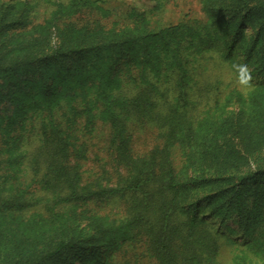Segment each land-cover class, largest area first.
Returning <instances> with one entry per match:
<instances>
[{
	"label": "rangeland",
	"instance_id": "obj_1",
	"mask_svg": "<svg viewBox=\"0 0 264 264\" xmlns=\"http://www.w3.org/2000/svg\"><path fill=\"white\" fill-rule=\"evenodd\" d=\"M257 1L261 0H0L2 21L17 22L10 27L17 35L6 46L21 50L20 57L29 53L40 57L36 53L40 47L42 52L75 48L90 36L98 41L121 39L128 34L180 25L181 31L169 38L181 46L189 72L190 103L184 111L189 112L195 133L171 149V160L179 184L176 199L191 207L190 214L196 205L197 219L210 224L221 236L217 256L206 264H264V205L253 209V202H249V224L235 215L213 216L204 197L218 190L215 182L196 190L187 185L198 177V166L205 165L204 160L212 156L215 147L222 150L221 156L231 148L242 171L264 167V81L253 73L259 66L260 46L253 38L261 20L241 10L246 12L245 24L234 34L228 28L231 17L224 16V35L215 30L202 11L207 3L230 10L252 6ZM69 4H76L78 12L69 11ZM81 29L85 31L80 32ZM116 64L103 75H80L46 100L35 96L36 102L31 101L32 94L39 93V78L35 79L34 72L20 73L14 84L11 77L0 81V85H5L0 90L2 96L10 91V97L16 96L15 102L8 100L13 104L8 118L0 119V182L10 190L16 185L18 194L25 197L19 201L23 206L30 204L24 209L16 207L18 202L8 206L12 204L11 191L0 190V264H155L127 218L131 197L90 199L80 189L118 186L119 170L109 147L110 124L101 119V101L104 97L120 96L119 108L123 109L124 100L140 88L143 73L126 60ZM129 69L130 73H126ZM155 72L158 75H150L152 86L161 91L162 66H156ZM103 76L100 86L98 79ZM205 83L210 95L201 105L196 100L197 89ZM169 95L168 100L172 101L174 93ZM155 99L159 104L164 101L158 92ZM3 103L5 98L0 99V108ZM50 120L60 124L61 148L80 180V190L66 191L62 203L52 192L57 188L45 189L44 178L31 172L25 156L41 139L39 124ZM127 132L134 158L145 157L161 145L158 134L162 131L150 119L131 121ZM50 133L53 131L49 130L48 136ZM212 166L205 175L210 171L216 176L217 169ZM60 236L80 243V248L68 257L44 261Z\"/></svg>",
	"mask_w": 264,
	"mask_h": 264
},
{
	"label": "trees",
	"instance_id": "obj_2",
	"mask_svg": "<svg viewBox=\"0 0 264 264\" xmlns=\"http://www.w3.org/2000/svg\"><path fill=\"white\" fill-rule=\"evenodd\" d=\"M69 6V11L78 12L76 4ZM241 10H247L261 20L253 38L260 44L257 50L259 66L253 73L264 81V0L257 1L252 6L230 8V10L208 3L202 7L208 20L215 25V30H219L224 35L226 34L222 26L224 16L231 17L232 21L228 28L234 31V34L241 26L243 27L246 12ZM2 20L0 17V81L11 77L10 82L14 84L13 80L20 73L34 72L35 79L39 78L36 82L39 93L32 94L31 101H35V96H41L40 100L56 96L58 88H64L65 84L82 74L90 75L98 72L103 75L104 71L112 69L113 63L119 64L126 60L135 68L141 69L142 84L137 93L124 100L123 109L119 108L117 98L120 96L104 97L101 101L103 109L101 119L110 124L109 147L114 154L115 167L119 170L118 186L97 189L86 186L80 189L85 191V198L90 199L129 195L132 203L126 208L127 218L143 239L146 250L155 264H206V261L217 256L221 236L210 224L197 219L194 215L196 205L192 206L193 214H190L191 207L181 205L176 199L179 193L176 186L179 184L173 169L171 149L182 145L184 140H188L195 133L189 112L184 111L190 103L187 95L189 72L186 70L181 46L174 44L169 38L181 31L180 25L168 26L157 31H144L139 35L128 34L121 39L106 38L98 41L94 36H90L79 41L75 48H55L42 52L40 47L36 49L40 57L31 53L20 57L21 50H11L6 46L17 35L10 28L17 22L5 23ZM83 31L85 30H80ZM85 40L91 42L81 44ZM230 41L231 44L234 43L233 39ZM156 66H162L164 71L161 78L159 75L160 81L164 82L161 91H158L159 88L155 90L150 78L151 74L158 75L155 72ZM125 72L130 73V69ZM49 80L52 82L49 83ZM98 80L101 86L104 76ZM4 87L5 85L1 84L0 90ZM206 88V83L198 87V99H196L198 104L202 105L209 99L210 87ZM156 92L164 100L162 104L156 103ZM170 93H174L172 101L168 100ZM11 95L13 96L12 91L3 96L0 94V99L5 98L6 101L0 108L2 121L8 118L13 105L8 100L15 102L13 99L16 96L12 98ZM196 105L197 103H194V106ZM194 106L191 108L192 111ZM46 110L49 112L51 108L46 107ZM123 113L125 115L122 116ZM144 119L152 120L162 131L158 134L161 145L145 157L134 158L131 138L127 132L128 124L134 120ZM39 127L42 130L41 139L39 137L37 146L25 156L31 172L39 179L44 178V188L47 190L57 188L52 192L58 197V202L62 203L66 191L69 193L76 189L80 190V180L74 167L71 166L68 155L61 148L63 140L57 120L42 122ZM49 130L53 131L50 136H48ZM217 148L212 150L211 157L204 160L206 166H198L200 169L198 177L187 185H190V189L196 190L206 188L215 182L218 190L204 197L209 212H213V216L235 215L240 221L249 224L252 217L249 202H253V209L264 205V167L257 168L253 172L242 171L235 161L237 155L231 154L233 152L231 148H228L223 156H221L222 150L217 151ZM210 164H213L212 168L217 169L216 176H212L210 171L205 175ZM4 186L0 182L1 191H11L12 204L8 206L18 202L16 204L18 209L30 207V204L23 206L19 201L25 197L23 194H18L16 185L12 186L11 190ZM8 206H5V209L11 208ZM52 245L45 254L44 261L73 255L81 244L60 236Z\"/></svg>",
	"mask_w": 264,
	"mask_h": 264
}]
</instances>
